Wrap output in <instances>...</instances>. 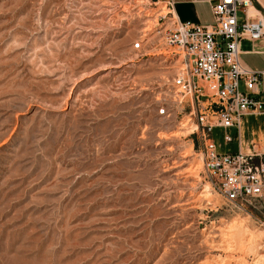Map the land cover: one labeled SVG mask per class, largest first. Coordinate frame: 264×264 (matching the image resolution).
Instances as JSON below:
<instances>
[{"label":"rangeland","instance_id":"374dc122","mask_svg":"<svg viewBox=\"0 0 264 264\" xmlns=\"http://www.w3.org/2000/svg\"><path fill=\"white\" fill-rule=\"evenodd\" d=\"M166 1L0 0V264H264V237L223 241L234 216L264 231V198L226 202L179 133Z\"/></svg>","mask_w":264,"mask_h":264},{"label":"built area","instance_id":"2783aa9c","mask_svg":"<svg viewBox=\"0 0 264 264\" xmlns=\"http://www.w3.org/2000/svg\"><path fill=\"white\" fill-rule=\"evenodd\" d=\"M167 6L174 19L167 43L178 56L173 77V102H187L194 135L214 190L234 208L244 210L253 199L264 198V153L220 152L215 128L240 129L243 117L264 111L259 86L264 70H252L242 61L241 41L264 38V16L257 0H216L214 22L180 21L172 0ZM242 85L244 87H242ZM162 113H169L163 104ZM226 143L233 137L225 132Z\"/></svg>","mask_w":264,"mask_h":264},{"label":"crops","instance_id":"0c3cea01","mask_svg":"<svg viewBox=\"0 0 264 264\" xmlns=\"http://www.w3.org/2000/svg\"><path fill=\"white\" fill-rule=\"evenodd\" d=\"M174 4V13L182 22H192L196 24H212L214 15L212 4L216 0H172ZM257 7L264 16V0H257ZM242 61L244 65L252 70H264V38L255 40L245 39L241 41ZM242 87H244L242 85ZM260 94L258 97L264 102V78L259 86ZM246 116L262 117L258 122L257 142L253 143V147L249 146L247 141L243 140V120L241 123L240 136L238 138V149L244 153L251 154L253 152L264 153V111L261 113H251ZM262 149V150H260Z\"/></svg>","mask_w":264,"mask_h":264},{"label":"bare ground","instance_id":"6f19581e","mask_svg":"<svg viewBox=\"0 0 264 264\" xmlns=\"http://www.w3.org/2000/svg\"><path fill=\"white\" fill-rule=\"evenodd\" d=\"M163 9H164V13L165 14L166 13H169L167 11V8H163ZM160 14H158V15H160ZM160 16H162V15H160ZM164 16H167V15H164ZM194 127H195V125L192 124V122L190 121L189 118H186L185 120L183 119V122L181 123V125L179 127V133H181L183 135L192 134L194 132L193 131ZM175 135H178V133H175ZM202 164H203V160H202V157H201L200 159H198V162H196V164H195L196 165V168L197 167H202ZM191 169H192V166H191ZM192 171H194V170H192ZM204 192L205 193L206 192H208V193L210 192L209 185H206V187L204 189ZM204 192H203V194H204ZM205 195H207V194H205ZM219 204H220V202H219ZM234 213H235V211H234ZM245 222H246L245 221V218L238 217V216L237 217L234 216V218L230 221V223H229L230 224L229 225V229L226 232H224V236H226V240L223 239V241H226L227 242L228 248L232 247L233 246V243H235V246H239V245L246 246V245H248L251 250H255V249L257 250V248H258L257 246L260 245L259 244L260 243L259 241L261 240L262 237H264V231L262 230V231H259L258 233H256L257 231L256 232H253V231H251V229H248L247 228ZM224 247H227V246H224ZM259 247H261V246H259ZM263 247H264V245H263ZM226 250H228V249H226ZM235 250H237V249H235ZM259 250L260 249H258V251ZM255 252H257V251H255ZM258 256H260V258H259L260 262L263 263L262 261L264 260V258H263L264 255L263 254H259ZM219 259H220V257H219ZM214 263L218 264L217 262H214Z\"/></svg>","mask_w":264,"mask_h":264}]
</instances>
